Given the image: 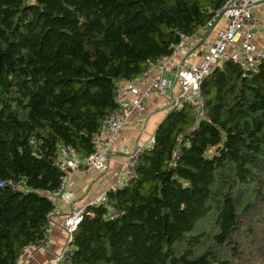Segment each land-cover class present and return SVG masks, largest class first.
<instances>
[{"label":"trees","instance_id":"1","mask_svg":"<svg viewBox=\"0 0 264 264\" xmlns=\"http://www.w3.org/2000/svg\"><path fill=\"white\" fill-rule=\"evenodd\" d=\"M225 1L0 0V264L43 241L60 147L94 153L118 85ZM201 90L205 117L168 107L136 177L108 192L121 215L87 205L67 264H264V62L223 61Z\"/></svg>","mask_w":264,"mask_h":264},{"label":"built area","instance_id":"2","mask_svg":"<svg viewBox=\"0 0 264 264\" xmlns=\"http://www.w3.org/2000/svg\"><path fill=\"white\" fill-rule=\"evenodd\" d=\"M264 0H226L212 17L204 24L198 25L193 36L181 35L178 43L173 44V50L156 60H148L149 68L137 78L121 83L116 88V108L102 120L92 141L96 147L94 153L81 157L71 148L61 146L53 161L63 173L60 186L49 193L55 205L64 201L72 205L73 197L67 190V184L76 173L89 174L92 171H105L113 154L114 144L120 132L128 124L130 117L136 111L145 109L146 102L155 94H165L171 91V108L189 105L194 111L196 125L206 115V101L202 94L201 83L211 73L212 69L223 61L238 64L245 74H253L264 62V46L256 41V31L259 26L257 8ZM207 29L215 30V38L201 53L198 61L190 58L188 42ZM150 76L143 85L137 82L141 77ZM177 87V91L175 89ZM31 145L35 148L39 141L32 137ZM154 142V135L131 150L124 149L126 160L116 173L114 182L102 191L89 204L104 205L110 213V218H116L121 212L108 201V192L124 187L137 175V163L140 156ZM178 155V153H176ZM12 189L21 187V183H6ZM85 207L71 209L63 219L62 226L68 234L66 245L53 255L49 264H67L74 253L72 245L73 233L85 211ZM51 224L45 229V237L39 244H30L20 253V260L32 255V250L38 246L47 248Z\"/></svg>","mask_w":264,"mask_h":264},{"label":"crops","instance_id":"3","mask_svg":"<svg viewBox=\"0 0 264 264\" xmlns=\"http://www.w3.org/2000/svg\"><path fill=\"white\" fill-rule=\"evenodd\" d=\"M257 13L259 26L256 31V41L260 46H264V4L258 6ZM214 38V29H207L193 37L187 44L190 58L198 61L201 53L204 52ZM190 43L192 44L189 46ZM149 78L150 76L141 77L137 83L143 85ZM171 94V91L165 94L155 93L146 102L144 110L133 113L114 144V152L107 170L102 172L92 171L89 174L80 172L73 175L67 184V190L71 192L73 197L72 205L69 206L64 201L56 203L55 209L50 215L51 232L47 248L38 246V248L32 250L31 256L19 261L18 264H49L53 255L61 250L68 240V234L62 226L64 216L72 208L78 209L87 206L114 182L116 173L126 160L123 150H131L137 145H142L154 135L156 127L164 118L171 104Z\"/></svg>","mask_w":264,"mask_h":264},{"label":"rangeland","instance_id":"4","mask_svg":"<svg viewBox=\"0 0 264 264\" xmlns=\"http://www.w3.org/2000/svg\"><path fill=\"white\" fill-rule=\"evenodd\" d=\"M191 44H192V43H190L189 46H190ZM166 110H167V109H166ZM166 110H165V111H166ZM141 111H142V110H141Z\"/></svg>","mask_w":264,"mask_h":264}]
</instances>
